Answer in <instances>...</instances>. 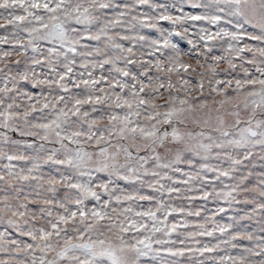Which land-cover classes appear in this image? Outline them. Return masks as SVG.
Wrapping results in <instances>:
<instances>
[{"label":"snow or ice","instance_id":"6c2138e0","mask_svg":"<svg viewBox=\"0 0 264 264\" xmlns=\"http://www.w3.org/2000/svg\"><path fill=\"white\" fill-rule=\"evenodd\" d=\"M0 264H264V0H0Z\"/></svg>","mask_w":264,"mask_h":264}]
</instances>
